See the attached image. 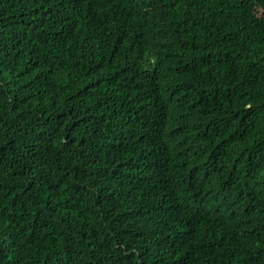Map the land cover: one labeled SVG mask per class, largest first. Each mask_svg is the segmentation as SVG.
<instances>
[{
  "label": "trees",
  "instance_id": "16d2710c",
  "mask_svg": "<svg viewBox=\"0 0 264 264\" xmlns=\"http://www.w3.org/2000/svg\"><path fill=\"white\" fill-rule=\"evenodd\" d=\"M0 264H264V0H0Z\"/></svg>",
  "mask_w": 264,
  "mask_h": 264
}]
</instances>
